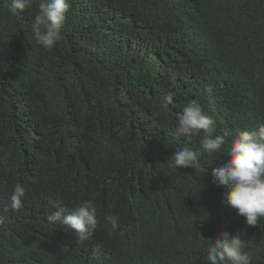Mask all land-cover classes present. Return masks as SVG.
<instances>
[{
	"label": "trees",
	"instance_id": "obj_1",
	"mask_svg": "<svg viewBox=\"0 0 264 264\" xmlns=\"http://www.w3.org/2000/svg\"><path fill=\"white\" fill-rule=\"evenodd\" d=\"M40 2L0 0V264H208L224 230L264 264V218L247 225L213 182L232 137L199 169L171 164L199 149L203 133L175 130L193 100L216 135L264 125V0H69L51 49L32 31ZM17 183L23 206L4 213ZM84 200L98 224L78 243L46 215Z\"/></svg>",
	"mask_w": 264,
	"mask_h": 264
},
{
	"label": "clouds",
	"instance_id": "obj_2",
	"mask_svg": "<svg viewBox=\"0 0 264 264\" xmlns=\"http://www.w3.org/2000/svg\"><path fill=\"white\" fill-rule=\"evenodd\" d=\"M33 0H11L12 10L30 9ZM70 7L69 0H41L39 12L34 16L32 31L37 43L46 49H51L61 40V28L66 20ZM211 96V88L208 89ZM173 102L171 95L161 99V108L167 110ZM214 120L206 114L201 105L193 100L186 104L176 120V133L191 141L200 136L199 149L182 147L172 158L175 168L201 167V156L220 152L227 137L231 143L227 147L228 159L220 166L211 170L213 182L227 189L223 193V202L239 215L245 217L249 226L257 225L258 219L264 218V125L257 129H224L216 135ZM25 187L20 183L14 185L10 204L3 209L4 213L18 211L23 206ZM6 217L0 215V225ZM111 228H119L118 217H107ZM46 221L51 224L62 222L74 230L78 243L86 241L96 230L97 209L90 200H84L79 205L66 212L63 207L46 215ZM205 260L208 264H251L250 256L245 251V243L241 234L221 231L214 243L209 242Z\"/></svg>",
	"mask_w": 264,
	"mask_h": 264
}]
</instances>
